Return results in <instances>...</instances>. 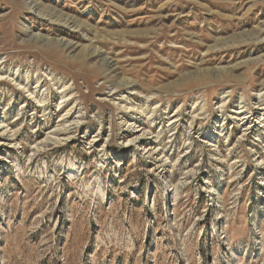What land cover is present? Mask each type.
<instances>
[{
    "label": "rangeland",
    "instance_id": "obj_1",
    "mask_svg": "<svg viewBox=\"0 0 264 264\" xmlns=\"http://www.w3.org/2000/svg\"><path fill=\"white\" fill-rule=\"evenodd\" d=\"M263 25L264 0H0V264H264Z\"/></svg>",
    "mask_w": 264,
    "mask_h": 264
},
{
    "label": "bare ground",
    "instance_id": "obj_2",
    "mask_svg": "<svg viewBox=\"0 0 264 264\" xmlns=\"http://www.w3.org/2000/svg\"><path fill=\"white\" fill-rule=\"evenodd\" d=\"M29 2H30V1H29ZM32 2H33V1H32ZM28 4H29V3H28ZM32 5H33V4H32ZM32 8H33V7H32ZM41 13H43V10H41ZM57 15H58V14H57ZM54 16H55V15H54ZM65 17H67V16H65ZM59 18H60V17H59ZM61 18H62V17H61ZM61 18H60V19H61ZM63 20H65V19L63 18ZM72 20H73V19H72ZM58 21H59V20H58ZM61 21H62V20H61ZM64 22L66 23V21H64ZM66 24H67V23H66ZM68 24H69V23H68ZM70 24H71V23H70ZM74 24H75V23H74ZM69 26H70V25H69ZM263 26H264V25H263ZM261 27H262V26H261ZM262 28H263V27H262ZM261 30H262V29H261ZM66 42H67V41H66ZM66 42H65V44H67ZM68 43H69V42H68ZM75 44H76V43H75ZM76 45H77V44H76ZM68 48H69V47H68ZM71 48H72V46H71ZM76 48H77V47H76ZM94 51H95V50H94ZM92 53H93V52H92ZM94 54H95V53H94ZM94 54H93V55H94ZM23 82H24V81H23ZM25 85H26V84H25ZM23 89H24V88H23ZM31 95H32V94H31ZM263 108H264V107H263ZM200 112H201V111H199V113H200ZM200 114H201V113H200ZM197 115H198V114H196V113H195L194 115L192 114V115H191V116H192V117H191V120L195 119V118L197 117ZM170 120H171V119H170ZM66 122H67V121H66ZM73 122H74V121H73ZM65 124H66V123H65ZM71 124H72V123H71ZM67 128H68V127H67ZM64 129H65V128H64ZM142 130H143V129H142ZM142 132H143V131H142ZM143 133H144V132H143ZM143 133H141V135H144ZM140 137H141V136H140ZM150 150H151V148H150ZM152 150H154V149L152 148ZM152 150H151V151H152ZM151 154H152V153H151ZM149 155H150V154H149ZM153 156H154V155H153Z\"/></svg>",
    "mask_w": 264,
    "mask_h": 264
}]
</instances>
